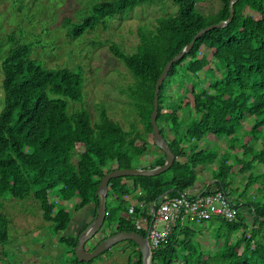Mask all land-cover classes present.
<instances>
[{
  "label": "trees",
  "instance_id": "obj_1",
  "mask_svg": "<svg viewBox=\"0 0 264 264\" xmlns=\"http://www.w3.org/2000/svg\"><path fill=\"white\" fill-rule=\"evenodd\" d=\"M158 1L99 2L80 22L68 20L69 36L80 38L108 18L130 14ZM220 1V11L206 16L197 10L196 0H172L179 14L159 17L154 28L139 27L140 44L134 53L117 46L111 48L134 79L122 92L141 126L133 123L129 130L114 121L103 105L94 122L85 109L70 112L69 100L83 101L84 79L68 68L44 67L32 58L33 44L14 40L2 61L5 98L0 112V199L6 195L19 200L33 197L40 204L44 220L63 233L72 217L63 209L56 212L50 202L54 194L58 198L59 191L61 194L68 189L65 201L78 196L75 214L92 204L97 212L98 188L108 173L164 165L166 154L154 143L151 124L157 81L166 63L199 31L229 18L231 0ZM210 44L216 49L208 72L200 45ZM174 89L190 95L191 105H184ZM158 125L176 156L174 165L156 177L110 181L105 224L113 228L107 226L105 230L110 234L91 244V249L114 234L138 232L121 216L131 196L138 201L136 214L149 213L155 202L157 209L166 192L171 191L167 196L174 198L194 190L197 176L207 171L208 182L213 183L210 187L227 194L230 189L236 195V218L179 223L169 241L154 250L151 264H264V0H239L235 17L227 27L206 33L189 54L174 64L161 88ZM245 135L262 146L251 161L246 159L248 152L234 159L237 149H249L248 142L240 144ZM210 136L216 141H207ZM222 144L229 149L219 147ZM144 157L148 165L138 168L136 163ZM54 161L64 167L54 170L50 165ZM51 171L59 172L52 182L54 188L61 185L59 190L51 188ZM237 176L251 179L258 187L250 195L251 185L240 192L234 186ZM110 199L116 203L111 204L112 208ZM3 209L0 200V246L8 239L9 220ZM139 234L147 236L146 232ZM65 238L68 245L78 240ZM130 243L136 247L138 258L133 264H143L138 246ZM73 253L80 264L75 248Z\"/></svg>",
  "mask_w": 264,
  "mask_h": 264
},
{
  "label": "rangeland",
  "instance_id": "obj_2",
  "mask_svg": "<svg viewBox=\"0 0 264 264\" xmlns=\"http://www.w3.org/2000/svg\"><path fill=\"white\" fill-rule=\"evenodd\" d=\"M104 1L112 0H0V112L4 107L5 98L2 61L13 47V41L16 40L17 43L33 44L32 58L41 62L44 67L50 69L68 68L84 79L83 101L72 102L69 100L70 112L85 109L89 111L94 122L98 118V108L103 105L110 117L114 121L120 122L126 130H129L133 123L141 126L139 117L131 107L128 97L122 92L134 82V79L125 65L114 56L111 48L117 46L128 54L134 53L140 44L138 28L144 25L154 28L159 17L178 15L179 7L172 0H160L153 5L138 7L130 14L108 18L102 21L95 30L86 32L80 38L70 37L69 29L66 26L68 20L80 22L90 14L95 4ZM196 5L200 13L209 16L216 15L220 11L222 2L220 0H196ZM200 49H202L203 64L206 70L211 72L210 61L216 46L200 45ZM174 92L181 96L180 101L184 105H191L190 95H185L176 89ZM248 115L249 113H246V117ZM244 137L240 140V144L243 141L248 142L249 149L245 151L241 148L237 149L234 159L236 156L242 158L248 152L246 159L251 161L255 155L260 154L262 146L260 143L256 144L250 140L246 135ZM206 139L214 142L217 138L210 136ZM219 147L229 149V146L225 144ZM79 151H83L82 148H79ZM259 160L260 158H258ZM148 162V159L144 157L136 165L138 168H143L148 165ZM50 165L57 171L64 167L59 161H54ZM236 169H239V166ZM57 171H51L49 176L51 188L54 191L59 190L61 186L54 188L52 183L53 179L59 175ZM206 173L207 171L197 176V184L209 183L210 175ZM246 185H251L252 188L248 195L258 187L249 178L236 177L234 186L238 187L240 192L245 190ZM208 188L210 191L216 189L215 187ZM59 192V197L57 198L54 194L50 198V202L55 205L56 212L63 209L66 214L71 216L70 223H73L80 198L76 196L75 200L65 201L64 195L68 189L61 194ZM227 192L235 202L236 195L230 189ZM248 195L245 199H248ZM0 200L4 204L3 213L9 220L8 239L0 246V264H23L27 261L24 257H28V254L33 258L40 257L37 264H49L54 253L58 256L59 264H78L75 262L73 253V247L77 242L68 245L67 241H63L64 237H66L65 239L73 237L67 236L70 224L65 232H56L53 224L44 220L40 204L33 197L19 200L6 195ZM111 204L113 202L110 199V208H112ZM130 206L138 208V203L128 200L121 216L134 224L142 216L139 214L130 215L127 212ZM86 208L77 214L85 215ZM247 215L252 220L249 213ZM141 221L144 224L142 219ZM107 226L108 224L103 226L96 238L89 242L90 245L94 242L98 243L99 240L110 234L108 230H105ZM108 227L112 229L113 225ZM158 230H163L161 223L158 225ZM74 237L77 240V236ZM236 239L234 238L232 242H235ZM88 248H90L89 246H87V250H90ZM135 248L130 241L120 243L94 261L80 264H103V259L109 260V256L116 252L123 255L122 259L125 264L127 259L133 264ZM241 248H239L240 251ZM34 263L28 262L27 264ZM111 263L116 264L117 262Z\"/></svg>",
  "mask_w": 264,
  "mask_h": 264
},
{
  "label": "water",
  "instance_id": "obj_3",
  "mask_svg": "<svg viewBox=\"0 0 264 264\" xmlns=\"http://www.w3.org/2000/svg\"><path fill=\"white\" fill-rule=\"evenodd\" d=\"M239 0H231L230 1V16L227 20L221 21L218 24L211 25L201 31H199L192 42L187 45L180 53L175 55L171 60H169L163 70L162 75L157 81L155 96H154V111L151 115V124L153 127V141L166 154V161L164 165L151 168V169H121L116 170L111 173H108L101 181L98 194L100 197L99 206L97 208L96 216L92 220V222L88 225V227L82 231V233L78 236V241L75 246V254L80 263H88L94 261L96 258L105 254L107 251L114 248L117 244L132 241L134 242L142 254V262L143 264H151L153 258V250L148 240V236L144 237L137 232H121L114 234L102 242H100L93 251L89 252L86 249L87 243L95 238L98 233L102 230L105 220L107 217V200H108V192H109V184L110 181L117 178L122 177H156L167 171H169L176 161V156L171 150L168 142L164 138L161 133L160 127L158 125V116H159V97L161 88L164 84V81L167 79L171 68L175 63L180 61L185 55L189 54L194 48L197 41L203 37L206 33L215 30L227 27L235 17V5ZM171 191L166 192L162 199L165 198ZM161 200V199H160ZM156 204V202L154 203ZM154 209V207L152 208Z\"/></svg>",
  "mask_w": 264,
  "mask_h": 264
},
{
  "label": "built area",
  "instance_id": "obj_4",
  "mask_svg": "<svg viewBox=\"0 0 264 264\" xmlns=\"http://www.w3.org/2000/svg\"><path fill=\"white\" fill-rule=\"evenodd\" d=\"M156 204L150 206L152 211L141 214L144 224L141 219L134 223L138 232L147 233L153 252L169 241L179 223L193 225L212 219L232 221L238 212L229 194L220 190L210 191L208 187L174 198L166 196L160 200L157 209ZM128 213L136 215V207L130 206ZM160 223L163 225L162 231L158 230Z\"/></svg>",
  "mask_w": 264,
  "mask_h": 264
},
{
  "label": "crops",
  "instance_id": "obj_5",
  "mask_svg": "<svg viewBox=\"0 0 264 264\" xmlns=\"http://www.w3.org/2000/svg\"><path fill=\"white\" fill-rule=\"evenodd\" d=\"M213 183H209V184H197L196 188H194V191H199V190H202L203 188L205 187H210ZM216 190V189H215ZM193 191V190H192ZM130 200H133V201H136L138 203V201L136 200V196H131V198H129ZM87 212L86 214L83 215L82 214H76L75 218L73 219V223L71 225L70 223V227L69 229L67 230L68 233V236H73L74 235V232L78 231V230H81L83 227H85L86 225H88V222L92 221L95 217V210H96V206L95 204H92L90 206H88L86 208ZM152 211V210H151ZM72 226V227H71ZM139 233V232H138ZM70 238V237H69ZM73 238H75L74 236L71 237L72 241H73ZM75 242H73L74 244ZM27 261H25L23 264H27L28 262H35L34 264H37L40 257L36 256L35 258L32 257V255L28 254V257H24ZM52 261L49 262V264H59V259H58V256L56 253H54V257L53 258H50ZM22 261V260H21ZM20 261V262H21Z\"/></svg>",
  "mask_w": 264,
  "mask_h": 264
},
{
  "label": "flooded vegetation",
  "instance_id": "obj_6",
  "mask_svg": "<svg viewBox=\"0 0 264 264\" xmlns=\"http://www.w3.org/2000/svg\"><path fill=\"white\" fill-rule=\"evenodd\" d=\"M86 212H87V210H85ZM86 214V213H85ZM83 217H84V214H83ZM92 222V221H91ZM91 222H88V225L91 223ZM88 225H86L85 227H83L81 230H78V231H76V232H74V235L73 236H77V239H78V235H80L81 233H82V231H84L87 227H88ZM68 236V235H67ZM78 241V240H77ZM76 241V242H77ZM91 241V240H90ZM89 241V242H90ZM89 242L87 243V245H86V249H87V246H89L90 248H88V249H90V250H88L89 252H91V251H93V249H91V245L89 244ZM124 243H128V242H124ZM123 244V243H122ZM71 245H73V243H71ZM119 244H117L116 246H118ZM115 246V247H116ZM114 247V248H115ZM75 248V246L73 247V249ZM104 255V254H103ZM102 256V255H101ZM122 257H123V255L122 254H119V252H116V253H114V254H112L111 256H109V260H106V259H103L102 261H103V264H112L111 262H114V261H116L117 263L116 264H125V262H124V260L122 259ZM136 261H138V258H136L135 257V261L134 262H136ZM130 263V261H129V259H127V261H126V264H129Z\"/></svg>",
  "mask_w": 264,
  "mask_h": 264
}]
</instances>
